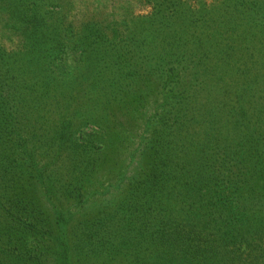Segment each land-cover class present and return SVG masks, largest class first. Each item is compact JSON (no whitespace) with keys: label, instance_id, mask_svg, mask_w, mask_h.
Here are the masks:
<instances>
[{"label":"trees","instance_id":"obj_1","mask_svg":"<svg viewBox=\"0 0 264 264\" xmlns=\"http://www.w3.org/2000/svg\"><path fill=\"white\" fill-rule=\"evenodd\" d=\"M0 264H264V0H0Z\"/></svg>","mask_w":264,"mask_h":264},{"label":"rangeland","instance_id":"obj_2","mask_svg":"<svg viewBox=\"0 0 264 264\" xmlns=\"http://www.w3.org/2000/svg\"><path fill=\"white\" fill-rule=\"evenodd\" d=\"M135 12H136L137 15H146V14H148L150 12V9L138 5L136 7ZM6 46L8 48L10 47V45L8 43H6Z\"/></svg>","mask_w":264,"mask_h":264}]
</instances>
